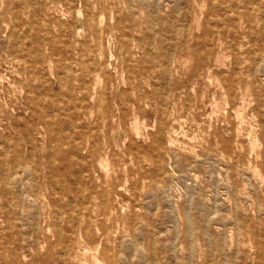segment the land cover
I'll use <instances>...</instances> for the list:
<instances>
[{
  "label": "rangeland",
  "instance_id": "374dc122",
  "mask_svg": "<svg viewBox=\"0 0 264 264\" xmlns=\"http://www.w3.org/2000/svg\"><path fill=\"white\" fill-rule=\"evenodd\" d=\"M183 1L0 0V264H264V0Z\"/></svg>",
  "mask_w": 264,
  "mask_h": 264
},
{
  "label": "bare ground",
  "instance_id": "6f19581e",
  "mask_svg": "<svg viewBox=\"0 0 264 264\" xmlns=\"http://www.w3.org/2000/svg\"><path fill=\"white\" fill-rule=\"evenodd\" d=\"M173 1H174V0H173ZM198 1H199V0H198ZM18 2H19V1H18ZM133 2H134V1H133ZM158 2H159V0H158ZM171 2H172V1H171ZM183 2H185V0H184ZM127 4H129V3H127ZM172 4H173V3H172ZM184 5H185V4H184ZM218 5H219V4H218ZM162 6H163V4H162ZM118 8H119V7H118ZM166 8H167V7H166ZM178 8H179V7H178ZM223 8H224V7H223ZM85 9H86V8H85ZM105 9H106V8H105ZM191 9H192V8H191ZM216 9L218 10V8H216ZM131 10H132V9H131ZM177 10H178V9H177ZM178 11H179V10H178ZM187 11H188V10H187ZM193 11H194V10H193ZM125 12H126V11H125ZM230 12H233V11H230ZM116 13H117V12H116ZM118 13H120V11H118ZM126 13H127V12H126ZM189 13H190V12H189ZM163 14H165V13H163ZM183 14H184V13H182V15H183ZM230 14H231V13H230ZM98 15H99V14H98ZM182 15H181V16H182ZM149 16H150V15H149ZM181 16H180V17H181ZM190 17H191V16H190ZM182 18H183V17H182ZM99 19H100V18H99ZM131 19H133V18H131ZM179 19H180V18H179ZM87 20H88V19H87ZM90 20H91V19H90ZM150 20H151V19H150ZM180 20H181V19H180ZM30 21H31V20H30ZM165 21H166V20H165ZM99 22H100V21H99ZM171 22H172V20H171ZM97 23H98V21H97ZM150 23L152 24V22H150ZM209 23H210V21H209ZM215 23H216V21H215ZM140 24H141V23H140ZM187 24H188V22H187ZM157 25H159V24H157ZM190 25H191V24H190ZM43 27H44V26H43ZM96 27H98V25H97ZM108 27H109V26H108ZM129 27H130V26H129ZM132 27H133V26H132ZM189 27H190V26H189ZM235 27H236V26H235ZM31 28H32V27H31ZM157 28H158V26H157ZM182 28H183V27H182ZM186 28H187V27H186ZM127 29H128V28H127ZM163 29H164V28H163ZM171 29H172V28H171ZM189 29H190V28H189ZM32 30H33V29H32ZM151 30H152V29H151ZM166 30H167V28H166ZM169 30H170V29H169ZM126 31H127V30H126ZM158 31H159V30H158ZM18 32H19V31H18ZM39 33H40V32H39ZM176 33H177V32H176ZM152 34H153V33H152ZM161 34H162V33H161ZM168 34H169V32H168ZM215 34H216V33H215ZM18 35H19V34H18ZM153 36H154V35H153ZM157 36H158V34H157ZM157 36H156V37H157ZM188 36H189V35H188ZM39 37H40V35H39ZM90 37H91V36H89L88 39H90ZM159 37H162V35L159 36ZM175 37H177V35H175ZM60 38H61V37H60ZM157 38H158V37H157ZM99 39H101V38H99ZM123 39H124V38H123ZM125 39H126V38H125ZM97 40H98V39H97ZM127 40H128V38H127ZM101 41H102V40H101ZM131 41H132V40H130V43H132ZM88 42H89V41H88ZM119 42H120V41H119ZM21 43H22V42H21ZM21 43H20V44H21ZM38 43H39V42H38ZM76 43H77V42H76ZM91 43H92V42H90V44H91ZM98 43H99V42H98ZM100 43H101V42H100ZM74 44H75V43H74ZM145 44H146V43H145ZM154 44H155V43H154ZM81 45H82V44H81ZM96 45H97V44H96ZM21 46H22V45H21ZM84 46H86V45H84ZM84 46H83V47H84ZM141 46H142V44H141ZM173 46H174V45H173ZM86 47H87V46H86ZM89 47H92V45L89 46ZM144 47H146V46H144ZM152 47H153V46H152ZM185 47H186V46H185ZM39 48H40V47H39ZM154 48H155V47H154ZM154 48H153V49H154ZM91 49H92V48H91ZM125 49H126V48H125ZM130 49H131V48H130ZM146 49H147V48H146ZM173 50H174V49H173ZM209 50H210V48H209ZM83 51H84V50H83ZM88 51H89V50H88ZM91 51H92V50H91ZM91 51H89V52H91ZM99 51H101V50H99ZM85 52H86V50H85ZM127 52H128V51H127ZM87 53H88V52H87ZM101 53H102V52H101ZM128 53H129V52H128ZM84 54H85V53H84ZM88 54H89V53H88ZM132 54H133V53H132ZM94 55H95V53H94ZM83 56H84V55H83ZM95 56H96V55H95ZM126 56H127V55H126ZM40 57H42V56H40ZM132 57H133V55H132ZM254 57H255V56H254ZM84 58H85V57H84ZM118 58H119V57H118ZM39 59H40V58H39ZM73 60H74V59H73ZM73 60H72V61H73ZM81 60H82V59H81ZM83 60H84V59H83ZM100 60H101V59H100ZM74 61H76V63H77V60H74ZM74 61H73V62H74ZM161 61H162V60H161ZM82 62H83V61H82ZM147 62H148V61H147ZM158 62H159V61H158ZM83 63H84V62H83ZM88 63H89V62H88ZM100 63H101V62H100ZM100 63H99V65H100ZM156 63H157V59H156ZM156 63H155V65H156ZM92 64H93V63H92ZM131 64H132V62H131ZM147 64H148V63H147ZM261 64H262V61H261ZM71 65H72V64H71ZM85 65H88V64L85 63ZM67 66H68V65H67ZM73 66H74V65H73ZM77 66H78V65H77ZM79 66L81 67L80 64H79ZM260 66H261V65H260ZM263 66H264V63H263ZM65 67H66V66H65ZM88 67H89V65H88ZM94 67H95V66H94ZM96 67H97V66H96ZM145 67L147 68V66H145ZM148 67H149V66H148ZM257 67H258V66H257ZM62 68H63V67H62ZM158 68H159L158 70L161 69L160 66H159ZM46 69H47V68H46ZM65 69H66V68H65ZM65 69H63V70H65ZM70 69H71V66H70ZM75 69H76V68H75ZM77 69H78V68H77ZM96 69H97V68H96ZM96 69H95V70H96ZM39 70H40V69H39ZM68 70H69V69H68ZM78 70H79V69H78ZM97 70H98V69H97ZM161 70H162V69H161ZM66 71H67V70H66ZM164 71H165V70H164ZM39 72H40V71H39ZM67 72H68V71H67ZM95 72H96V71H95ZM95 72H94V73H95ZM77 73H78V71H77ZM96 74H98V71H97ZM255 74H256V73H255ZM60 75H65V76H66L65 73H64V74H60ZM71 75H72V74H71ZM73 76H74V75H73ZM128 76H129V75H128ZM154 76H155V75H154ZM164 76H165V75H164ZM164 76H163V77H164ZM58 77H59V74H58ZM66 77H67V76H66ZM70 77H71V76H70ZM70 77H69V78H70ZM76 77H77V76H76ZM197 77H198V76H197ZM83 78H84V77H83ZM70 79H71V78H70ZM73 79H75V78H73ZM79 79H81V78H79ZM128 79H129V78H128ZM133 79H134V78H133ZM161 79H162V78H161ZM163 79H164V78H163ZM170 79H171V78H170ZM0 80H1V79H0ZM63 80H64V79H62V81H63ZM131 80H132V79H131ZM131 80H130V81H131ZM74 81H75V80H74ZM167 81H168V80H167ZM66 82H67V81H66ZM70 82L72 83V81H70ZM163 82H164V81H163ZM169 82H170V81H169ZM67 83H68V82H67ZM67 83H65V84H67ZM78 83H79V82H77V85L80 86ZM45 84H46V83H45ZM133 84H134V83H133ZM41 85H42V84H41ZM245 85H246V84H245ZM48 86H49V85H48ZM88 86H89V85H88ZM162 86H163V85H162ZM170 86H172V85H170ZM258 86H259V85H258ZM43 87H44V86H43ZM167 88H168V87H167ZM159 89H161V88H159ZM68 90H69V89H68ZM168 90L170 91V89H168ZM226 90H227V89H226ZM102 91H103V89H102ZM69 92H70V91H69ZM131 92H133V91H131ZM160 92H161V91H160ZM167 93H168V91H167ZM30 95H31V94H30ZM88 95H89V94H88ZM101 96H102V95H101ZM48 97H49V96H48ZM44 98H45V97H44ZM101 99H102V98H100V100H101ZM100 100H99V101H100ZM166 100H167V98H166ZM44 102H45V100H44ZM126 102H127V101H126ZM165 102H166V101L164 100V103H165ZM187 102H189V99H188ZM99 103H100V102H99ZM102 103H103V101H102ZM192 103H193V102H192ZM130 104H131V103H130ZM78 106H79V105H78ZM100 106H101V104H100ZM130 106H131V105H130ZM60 107H61V106H60ZM164 107H165V105L163 106V108H164ZM99 108H100V107H99ZM101 108H102V107H101ZM87 111H88V110H87ZM189 111H190V110H189ZM102 112H103V111H102ZM187 112H188V111H187ZM252 113H253V112H252ZM102 115H103V114H102ZM104 115H105V114H104ZM127 117H128V116H127ZM97 118H98V117H97ZM103 120H104V119H103ZM105 120H106V118H105ZM164 121H165V119H164ZM104 122H106V121H104ZM104 122L102 123L103 125H104ZM192 123H193V122H192ZM159 125H160V123H159ZM163 125H165V124H163ZM255 129H256V128H255ZM94 130H96V129H94ZM159 136H160V135H159ZM159 136H158V137H159ZM252 141H253V140H252ZM4 143H5V142H4ZM6 145H7V144H6ZM160 147H161V146H160ZM160 147H159V148H160ZM2 149H3V148H2ZM4 149H5V148H4ZM158 150H159V149H158ZM1 151H2V150H1ZM209 151H210V150H209ZM174 154H175V153H174ZM19 156H20V155H19ZM174 156H175V155H174ZM211 156H212V155H211ZM177 157H178V156H177ZM207 157H208V156H207ZM175 159H176V158H175ZM157 160H158V159H157ZM54 161H55V160H54ZM210 161H212V160H210ZM160 163H161V162H160ZM200 163H201V162H200ZM15 165H16V164H15ZM32 165H33V164H32ZM169 165H170V164H169ZM242 165H243V164H242ZM20 166H21V165H20ZM29 166H30V165H29ZM29 166H28V167H29ZM173 166H174V165H173ZM222 166H223V165H222ZM245 166H246V165H245ZM25 167H26V166H25ZM216 167H217V166H216ZM243 167H244V166H242L241 168H237V167H236V168H237V169H242ZM19 168H20V167H19ZM22 168H23V167H22ZM190 169H191V168H190ZM248 169H249V168H248ZM10 170H11V169H10ZM12 170H13V169H12ZM29 170H30V169H29ZM14 171H15V168H14ZM14 171L12 172L13 174H14ZM22 171L24 172V170H22ZM22 171H21V169H20V172H22ZM190 171H191V170H190ZM17 172H18V171H17ZM20 172H18V173H20ZM23 172H22V173H23ZM219 172H220V171H219ZM247 172H248V170H247ZM249 172H250V171H249ZM18 173H17V174H18ZM28 173H29V172H28ZM107 173H108V172H107ZM176 173H177V172H176ZM241 173H242V172H241ZM207 174H208V173H207ZM247 174H248V173H247ZM2 175L4 176L3 173H2ZM35 175H36V174H35ZM82 175H83V174H82ZM162 175H163V174H162ZM224 175H225V174H224ZM13 176H14V175H13ZM22 176H23V175H22ZM27 176H28V175H27ZM27 176H26V178H27ZM219 176H220V175H219ZM243 176L246 177L247 175L244 174ZM14 177H16V176H14ZM18 177H19V175H18ZM23 177H24V176H23ZM180 177H181V176H180ZM220 177H221V176H220ZM225 177H226V176H225ZM26 178H25V179H26ZM131 178H132V177H131ZM185 178H187V177H185ZM23 179H24V178H23ZM161 179H162V178H161ZM217 179H220V178H217ZM7 180H8V181L10 180V182H11V177H9V178L7 177ZM12 180H13V178H12ZM20 180H21V179H20ZM90 180H91V179H90ZM226 180H227V179H226ZM246 180H247V179H246ZM23 181H24V180H23ZM156 181H157V180H156ZM13 182H15V181H13ZM13 182H12L11 184H12V185H15V184H13ZM34 182H35V181H34ZM223 182H224V179H223ZM8 183H9V182H8ZM23 183H24V182H23ZM160 183H161V182H160ZM216 183H217V181H216ZM247 183H248V182H247ZM20 184H21V181H20ZM32 184H33V183H32ZM225 184H226V182H225ZM22 185H23V184H21V186H22ZM196 185H197V184H196ZM196 185H195V186H196ZM221 185H222V184H221ZM6 186H7V185H6ZM16 186H17V185H16ZM18 186H19V183H18ZM98 186H99V185H98ZM98 186H97V188H98ZM248 186H250V185H248ZM259 186H260V185H259ZM7 187H8V186H7ZM19 187H20V186H19ZM34 187H35V186H34ZM51 187H52V186H51ZM99 187H100V186H99ZM215 187H216V186H215ZM226 187H227V186H226ZM26 188H27V187H26ZM108 188H109V187H108ZM108 188H107V190H108ZM157 188H158V187H157ZM157 188H156V190L158 191ZM164 188L166 189V187H164ZM195 188H196V187H195ZM228 188H229V187H228ZM9 189H10V188H9ZM18 189H19V188H18ZM94 189H96V188H94ZM167 189H168V188H167ZM170 189H171V188H170ZM216 189H217V188H216ZM26 190H28V189H26ZM26 190H25V191H26ZM96 190H97V189H96ZM171 190H172V189H171ZM190 190H192V189H190ZM190 190H189V188H188V190H186V191L189 192ZM226 190H227V189H226ZM5 191H7V190H5ZM19 191H21V190L19 189ZM19 191H18V192H19ZM22 191H23V190H22ZM33 191L35 192L34 188H33ZM93 191H94V190H93ZM228 191H229V190H228ZM9 192H10V191H9ZM9 192H7V193H5V194H8ZM12 192H13V191H12ZM84 192H85V191H84ZM84 192H83V194H84ZM94 192H96V191H94ZM94 192H93V193H94ZM104 192H105V191H104ZM149 192H150V191H149ZM214 192H215V191H214ZM85 193H86V192H85ZM87 193H88V192H87ZM87 193H86V194H87ZM107 193L109 194V192H107ZM208 193H209V192H208ZM25 194H27V193H25ZM32 194H34V193H32ZM36 194H37V193H36ZM91 194H92V193H91ZM156 194H157V196H158V193H156ZM166 194H167V193H166ZM185 194H187V193H185ZM17 195H18V194H17ZM54 195H55V194H54ZM152 195H154V194L152 193ZM179 195H181V194H179ZM190 195H191V194H190ZM215 195H216V194H215ZM215 195H214V196H215ZM26 196H27V195H25V197H26ZM33 196H35V195H33ZM33 196H32V197H33ZM80 196H81V195H80ZM90 196H91V195H90ZM93 196H95V195H92V197H93ZM145 196H146V195H145ZM148 196H149V195H148ZM163 196H164V195H163ZM174 196H175V195H174ZM181 196H182V195H181ZM185 196H186V195H185ZM185 196H184V197H185ZM212 196H213V195H212ZM7 197H8V196H7ZM18 197H19V196H18ZM20 197H21V194H20ZM23 197H24V196H23ZM28 197H29V196H27L26 198H28ZM30 197H31V196H30ZM30 197H29V198H30ZM36 197H37V195H36ZM54 197H55V196H54ZM82 197H83V196H82ZM82 197H81V198H82ZM154 197H155V196H154ZM5 198H6V196H5ZM179 198H181V197H179ZM182 198H183V197H182ZM8 199H9V198H8ZM13 199H14V198H13ZM23 199H24V198H23ZM64 199H65V198H64ZM90 199H91V197H90ZM90 199H89V200H90ZM168 199H170V198L168 197ZM176 199H177V198H176ZM185 199H186V198H185ZM6 200H7V199H6ZM14 200H15V199H14ZM77 200L79 201V199H77ZM154 200H155V199H154ZM178 200H179V199H178ZM215 200H216V199H215ZM67 201H68V200H67ZM90 201H91V200H90ZM172 201H173V200H172ZM23 202H24V201H23ZM86 202H87V201H86ZM156 202H159V201H156ZM177 202H178V201H177ZM191 202H192V201H191ZM248 202H249V201H248ZM79 203H80V201H79ZM87 203H89V202H87ZM87 203H86V204H87ZM107 203H108V202H107ZM8 204H9V203H8ZM144 204H146V203H144ZM144 204H143V205H144ZM158 204H159V203H158ZM158 204H156L157 207H158ZM190 204H191V203H190ZM203 204H204V203H203ZM216 204H217V203H216ZM222 204H223V203H222ZM87 205H88V204H87ZM149 205H150V204H149ZM185 205H186V204H185ZM21 206H23V204H22ZM37 206H38V205H37ZM65 206H66V205H65ZM88 206H89V205H88ZM170 206H171V205H170ZM170 206H169V207H170ZM188 206H189V205H188ZM209 206H210V205H209ZM140 207H141V206H140ZM172 207H173V206H172ZM190 207H191V206H190ZM190 207H189V208H190ZM215 207H216V206H215ZM11 208H14V206H12ZM60 208H61V207H60ZM150 208H151V207H150ZM170 208H171V207H170ZM210 208H211V207H210ZM223 208H224V207H223ZM56 209H57V208H56ZM76 209H77V208H76ZM171 209H172V208H171ZM14 210H15V209H14ZM39 210H40V209H38V211H39ZM85 210L88 211L89 209L86 208ZM85 210H84V211H85ZM157 210H158V209H157ZM188 210H189V209H188ZM5 211H6V209H5ZM40 211H41V210H40ZM61 211H62V210H61ZM61 211H60V212H61ZM68 211H69V210H68ZM76 211H77V210H76ZM82 211H83V209H82ZM86 211H85V212H86ZM123 211H124V209H123ZM170 211H171V210H170ZM215 211H216V209H215ZM215 211H214V212H215ZM6 212H7V211H6ZM20 212H21V211H20ZM32 212H34V211H31V213H32ZM60 212H59V213H60ZM167 212H168V210H167ZM187 212H188V211H187ZM39 213H40V212H39ZM61 213L63 214V213H65V212H61ZM89 213H90V212H89ZM154 213H155V212H154ZM189 213H190V210H189ZM236 213H237V212H236ZM21 214H22V213H21ZM21 214H20V215H21ZM57 214H58V213H57ZM83 214H84V213H83ZM215 214H216V213H215ZM215 214H214V215H215ZM72 215H73V214H72ZM81 215H82V213H81ZM187 215H188V213H187ZM189 215H190V214H189ZM34 216H35V214H34ZM37 216H38V215H37ZM57 216H58V215H57ZM57 216H56V217H57ZM59 216H60V215H59ZM74 216H75V214H74ZM211 216H212V215H211ZM30 217H31V216H30ZM30 217H29V218H30ZM48 217H49V216H48ZM60 217H61V216H60ZM65 217H66V216H64V218H65ZM68 217H69V216H68ZM71 217H72V216H71ZM153 217H154V215H153ZM164 217H165V216H164ZM171 217H172V216H171ZM64 218H63V219H64ZM186 218H188V217H186ZM210 218H211V217H210ZM210 218H209V219H210ZM57 219H58V218H57ZM206 219H207V218H206ZM236 219H237V218H236ZM38 220H39V219H38ZM58 220H59V219H58ZM58 220H57V221H58ZM17 221H18V220H17ZM80 221H81V220H80ZM28 222H29V221H28ZM61 222H62V221H61ZM31 223H32V222H31ZM68 223H69V222H68ZM89 223H90V222H89ZM188 223H189V224H188V228H187V234H186V237H187L188 240L192 243L191 234H190V233H191V229H192V225H191L192 223H191V221H189V218H188ZM236 223H237V222H236ZM38 224H39V223H38ZM66 224H67V223H66ZM70 224H71V222H70ZM32 225H33V223H32ZM48 225H49V224H48ZM88 225H89V224H88ZM141 225H142V224H141ZM143 225H144V223H143ZM233 225H234V224H233ZM233 225H232V223H231V226H233ZM23 226H24V225H23ZM61 226H62V224H61ZM68 226H69V225H68ZM74 226H75V224L72 225V228H74ZM144 226H145V225H144ZM220 226H221V225H220ZM35 227H38V228H39L38 225L35 226ZM56 227H58V225H56ZM59 227H60V225H59ZM89 227H90V225L88 226V228H89ZM28 228H29V227H28ZM61 228H62V227H61ZM162 228H163V227H162ZM171 228H172V227H171ZM53 229H54V228H53ZM144 229H145V228H144ZM26 230H27V229H26ZM38 230H39V229H38ZM59 230H60V229L58 228L57 231H59ZM132 230H133V229H132ZM7 231H8V229H7ZM138 231H139V230H138ZM64 232H65V231H64ZM76 232H77V231H76ZM76 232H75V233H76ZM106 232H107V231H106ZM162 232H163V231H162ZM176 232H177V231H176ZM195 232H196V231H195ZM75 233H74V234H75ZM139 233H140V232H139ZM237 233H238V232H237ZM241 233H242V232H241ZM0 234H1V233H0ZM36 234H37V233H36ZM105 234H106V233H105ZM142 234H143V233H142ZM142 234H141V237H142ZM176 234H177V233H176ZM22 235H23V234H22ZM57 235H58V239H59V241H61V242L63 243V242H64V238H65L64 235H60V234H57ZM125 235H126V234H125ZM237 235H238V234H237ZM72 236H73V235H72ZM80 236H81V235H80ZM175 236H176V235H175ZM225 236H226V235H225ZM241 236H242V235H241ZM6 237H7V236H6ZM10 237H11V236H10ZM74 237H75V236H74ZM105 237H106V236H105ZM141 237H140V238H141ZM53 238H54V237H53ZM106 238H107V237H106ZM126 238H127V236H126ZM169 238H170V237H169ZM174 238H175V237H174ZM237 238H238V237H237ZM65 239H66V238H65ZM68 239H69V238H68ZM128 239H129V238H128ZM154 239H156V238H154ZM126 240H127V239H126ZM174 240H175V239H174ZM224 240H225V238H224ZM0 241H2V240H0ZM66 241H67V239L65 240V244H66ZM113 241H114V240H113ZM21 242H23V241L21 240ZM130 242H131V241H130ZM190 242H189V244H190ZM209 242H210V241H209ZM74 243H75V242H74ZM120 243H122V242H120ZM128 243H129V242H128ZM143 243H144V242H143ZM25 244H26V243H25ZM72 244H73V243H72ZM130 244H131V243H130ZM169 244H170V243H169ZM173 244H174V242H173ZM209 244H210V243H209ZM237 244H238V242H237ZM13 245H14V244H13ZM13 245H12V246H13ZM59 245H61V244H59ZM133 245H135V244H133ZM133 245H132V247H133ZM154 245H155V244H154ZM154 245H153V246H154ZM192 245H193V243H192ZM210 245H211V244H210ZM1 246L3 247V245H1ZM168 246H169V245H168ZM238 246H239V245H238ZM5 247H6V246H5ZM63 247H64V245H63ZM174 247H175V246H174ZM223 247H224V246H223ZM13 248H14V247H13ZM64 248H65V250L62 251V252H64V256H62V259H61L60 256H59V257H60L61 260H64V263H66L67 261L65 262V259H66V256H67L68 252H69V246L66 245ZM73 248H74V247H73ZM112 248H114V247H112ZM117 248H118V247H117ZM125 248H126V247H125ZM127 248H129V247L127 246ZM109 249H110V248H109ZM109 249H108V250H109ZM167 249H168V248H167ZM189 249H190V248H189ZM4 250H5V249H4ZM124 250H125V249H124V247H123V250H122V251H124ZM174 250H175V249H174ZM191 250H192V249H191ZM191 250H190V252H192ZM229 250H230V249H229ZM238 250H239V249H238ZM109 251H110V250H109ZM142 251H143V250H142ZM142 251H141V252H142ZM165 251H167V250H165ZM224 251H225V250H224ZM2 253H3V252H2ZM124 253H125V252H124ZM134 253H136V251H135ZM174 253H175V252H174ZM236 253H237V252H236ZM238 253H239V252H238ZM246 253H247V252H246ZM0 254H1V250H0ZM189 254H190V253H189ZM189 254H188V255H189ZM106 255H107V254H106ZM141 255H142V254H141ZM175 255H176V254H175ZM190 255H191V254H190ZM192 255H193V254H192ZM192 255H191V256H192ZM223 255H224V254H223ZM126 256H127V255H126ZM236 256H237V255H236ZM131 257H134V256H131ZM152 257H153V256L150 257V261H151V263H152V264H159V263L157 262V260H155V258H154V257L152 258ZM210 257H211V256H210ZM69 258H70V257H69ZM107 258H108V257H107ZM120 258H121V257H120ZM120 258H119V259H120ZM123 258H124V257H123ZM140 258H141V256H140ZM115 259H116V258H115ZM189 259L192 260V258H190V257H189ZM235 259H236V258H235ZM110 260L112 261L113 264H118L117 260L115 261L113 258H112V259L110 258ZM121 260H122V258H121ZM176 260H177V259H176ZM229 260H230V259H229ZM231 260H232V259H231ZM68 261H69V260H68ZM126 261H127V260H126ZM163 261H164V260H163ZM226 261H227V260H226ZM135 262H136V261H135ZM137 262H138V260H137ZM159 262H160V261H159ZM190 262H191V261H190ZM175 263H176V261H175ZM188 263H189V262H188ZM224 263H225V262H224ZM234 263H235V262H234ZM68 264H69V263H68ZM122 264H123V263H122ZM176 264H177V263H176ZM182 264H184V263H182ZM191 264H192V263H191ZM193 264H194V263H193Z\"/></svg>",
  "mask_w": 264,
  "mask_h": 264
}]
</instances>
